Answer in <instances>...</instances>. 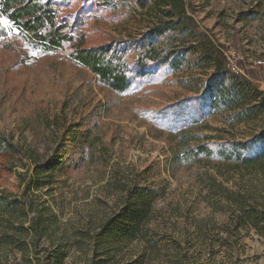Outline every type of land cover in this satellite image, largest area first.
<instances>
[{
	"label": "rangeland",
	"instance_id": "obj_1",
	"mask_svg": "<svg viewBox=\"0 0 264 264\" xmlns=\"http://www.w3.org/2000/svg\"><path fill=\"white\" fill-rule=\"evenodd\" d=\"M187 4L201 29L222 45L229 68L264 91V0ZM14 31L0 37V132L44 152L61 138L64 125L82 129L96 122L93 148L103 161L87 160L59 176L51 195L47 188L35 191V203L46 199L57 213L49 230L54 243L45 236L33 243L29 234L31 249L4 247L0 264H54L57 255L61 264H264V221L246 216L254 208L264 214V156L252 163L176 158L177 131L163 125L158 111L188 89L168 80L112 93L60 53L33 52ZM187 74L205 79L197 70ZM197 114L186 128L198 136L194 144L210 135L216 147L264 130V113L241 123H227L221 112ZM12 163L0 152V190L21 195L27 168ZM118 177L125 190L118 188ZM133 184L157 191L148 196L137 236L118 229L106 235L103 225L121 217Z\"/></svg>",
	"mask_w": 264,
	"mask_h": 264
},
{
	"label": "trees",
	"instance_id": "obj_2",
	"mask_svg": "<svg viewBox=\"0 0 264 264\" xmlns=\"http://www.w3.org/2000/svg\"><path fill=\"white\" fill-rule=\"evenodd\" d=\"M0 15V20L9 22L7 27L0 25V37L16 30L17 39L33 52L60 53L62 59L91 71L99 85L112 93L125 94L143 84L168 80L188 89V95L158 111L163 125L177 131L176 158L198 161L205 155L252 163L264 156V130L245 141L224 139L216 147L210 135L201 144L192 143L198 136L186 128L196 123L193 109L197 115L221 112L227 123L249 122L264 113V91L250 87L244 75L229 68L222 45L201 29L187 0H0ZM193 70L203 72L205 79L199 74L192 82L185 75ZM74 124L64 125L61 138L44 152L22 146L0 132V152L13 166L27 168L21 174V195L0 190V250L17 244L29 251V234L33 243L40 236L54 243L49 230L57 213L46 199L38 206L33 197L40 194L35 191L47 188L44 193L51 195L59 176L87 160L103 161L101 152L93 148L96 122L82 129ZM116 179L118 188H123L121 178ZM134 184L121 217L103 225L106 235L118 229L137 236L150 207L148 196L157 191L139 184L134 188ZM246 216L264 221L257 208L246 211ZM61 257L57 255L54 264H61Z\"/></svg>",
	"mask_w": 264,
	"mask_h": 264
},
{
	"label": "snow or ice",
	"instance_id": "obj_3",
	"mask_svg": "<svg viewBox=\"0 0 264 264\" xmlns=\"http://www.w3.org/2000/svg\"><path fill=\"white\" fill-rule=\"evenodd\" d=\"M0 23H3L4 25H7L9 22L7 19L0 20Z\"/></svg>",
	"mask_w": 264,
	"mask_h": 264
}]
</instances>
